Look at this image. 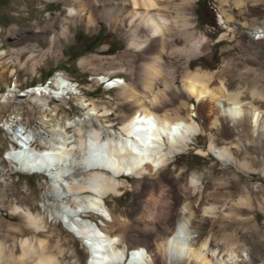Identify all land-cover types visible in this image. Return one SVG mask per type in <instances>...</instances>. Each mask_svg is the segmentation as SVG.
<instances>
[{
  "label": "rangeland",
  "instance_id": "1",
  "mask_svg": "<svg viewBox=\"0 0 264 264\" xmlns=\"http://www.w3.org/2000/svg\"><path fill=\"white\" fill-rule=\"evenodd\" d=\"M70 6L78 7L71 0H0V49L6 51L0 58V65L3 66L0 67V103H9L8 107L0 106V157H8V149L16 146L19 148L18 136H28L37 149L48 147L53 142L62 145L64 141L69 146L76 147L79 137L75 130L77 122L84 128V134L89 136L91 133L88 132L93 125L119 130L121 117L129 112V105L122 102L119 87L109 86L99 76L107 74L113 78L112 81L118 76L127 82L137 81L138 55L127 54L128 45L123 31L111 28L104 20H98L95 26L88 27L80 23L77 16L69 15ZM193 13L197 36L202 35L207 39L202 51L193 56L191 67H200L212 73L211 87L217 85L218 78H221L227 88L241 87L247 100H252L251 91L254 89L264 96V0H197ZM52 18L66 24L73 22L70 24L69 37L63 38L55 47L37 37L46 21ZM82 60L87 62L82 63ZM181 62L174 63L178 71L183 70ZM55 76L67 77L77 88L62 97L55 96L48 88L46 95L40 99L42 104L44 102L43 108L42 104L39 105L25 95L42 84L52 87ZM83 99L96 105L100 113L106 111V118L103 117V121L96 115L88 118L85 109L79 105ZM263 99L254 101L262 109ZM202 104L201 100L193 96L174 95L172 92L168 94L165 108H169L171 112L178 111L184 117L193 114L196 123H204V131L196 133L198 139L191 137L185 150L175 152L177 157L171 156L165 170L157 177L149 178L146 173L124 176L130 180L129 189L120 196L105 197V205L111 213L122 217L119 220L121 223L117 222L113 232L122 234V244L126 246V250L139 241H144L145 250H156L154 238L158 231L171 226V216L156 223L158 227L155 225L152 229L151 224L146 225L139 219L138 211L143 200H159L170 206V210L176 214V220L183 216L185 210L190 217V228L198 233L200 231L210 238L214 234L218 239L224 234H234L237 250L242 252L246 261L250 264H264V154L259 150H252L249 139L240 137L242 143L247 141L249 146L240 155L241 162L246 163L248 171L238 169L233 156L228 162L219 160L215 150L210 148L212 138L217 142L225 141L228 145L236 146L238 135L230 139L220 135L224 118L222 124L211 128L207 111L200 109ZM11 118L18 120V133L10 127ZM66 122H71L72 127L67 126L65 129ZM47 125L50 128L62 127L63 132L52 133L48 131ZM232 152L237 154V148H232ZM82 157L75 150L66 162L53 164L52 170L49 168L50 171L45 172V175L35 172V169L21 167V164L16 169L15 163H11L15 166L12 169L13 166L9 163H0V220L16 225L19 219L13 218L9 207L10 203L16 204V200L35 205L36 210L45 215L48 225L53 227L55 233L64 241H70L68 246L73 253L69 254L67 260L71 264L90 263L87 248L66 227L65 222H60L61 216L64 219H79L80 211L90 206L91 193L77 194L63 190L74 179H80L78 168L82 164ZM228 166L230 169H225ZM58 167L65 169V176L57 171ZM99 171L112 175L108 169L101 168ZM238 173L241 174V189L220 184L223 179H238ZM180 175L181 179L177 178ZM89 176L85 181L92 183L87 179ZM191 178L198 181L199 188L191 197L180 195L184 187L190 184ZM117 179L122 180L123 177ZM179 190L182 192L179 193ZM213 191H228L225 193L226 197H220L216 201L218 207L230 199L244 196L250 199V210L243 213L242 219L234 214L233 218L221 217L223 220L219 219L209 225L207 230H203L200 227L203 225V211L199 205L204 196ZM66 195L70 197L65 198ZM190 202L196 205L193 216H189L187 208ZM219 210L218 208V212ZM106 213L104 221L92 213L87 219L93 223L97 220L105 222L111 218ZM103 228L110 233L105 226Z\"/></svg>",
  "mask_w": 264,
  "mask_h": 264
},
{
  "label": "bare ground",
  "instance_id": "2",
  "mask_svg": "<svg viewBox=\"0 0 264 264\" xmlns=\"http://www.w3.org/2000/svg\"><path fill=\"white\" fill-rule=\"evenodd\" d=\"M71 1L77 3L78 7H69L70 16H77L80 23L88 27L95 26L98 20L106 21L111 28L123 31L128 45L127 54L138 55L137 81L127 82L120 76L112 81L113 78L107 74L99 76L109 86L119 87L122 102L129 105V112L121 117L119 130L93 125L88 132L91 133L89 136L84 134V128L77 122L75 130L79 137L76 147L69 146L64 141L62 145L53 142L48 147L37 149L28 136H18L19 148L16 146L14 149H8V157L1 155L0 163H9L10 166L15 163L16 169L21 164V167L35 169V172L45 175L49 168L52 170L53 164L66 162L75 150L82 154V164L78 168L80 179H74L67 189L63 183L61 185L67 192L91 193L90 206L80 211L79 219H64L61 216L60 222H65L66 227L87 248L89 264H250L242 252H238L234 234H224L218 239L214 234L210 238L200 231L198 233L190 228V217L185 210L183 216L176 220V214L170 210V206L162 204L159 200H143L138 211L139 219L146 225L151 224L152 229L158 227L156 223H161L171 216V226L158 231L154 238L157 251L145 250L144 241H139L126 250V246L122 244V234L113 232L116 224L121 223L119 220L122 217L111 213L105 205V197L120 196L129 189L130 180L124 176H140L146 173L149 178L157 177L165 170L171 156L176 158L181 149L188 147L191 137L198 139L196 133L204 131V123H196L193 114L184 117L178 111L171 112L169 108H165V100L171 92L174 95L193 96L201 100L203 104L200 109L207 111L211 128L222 124L224 118L220 135L228 139L238 135L236 146L228 145L225 141L217 142L212 138L210 148L215 150L219 160L228 162L233 156L238 169L248 171L249 168L246 163L241 162L240 155L247 151L249 146L247 141L242 143L240 137L249 139L252 150H259L264 154V109L254 103L256 99H263V94L254 89L251 91L252 100H247L241 87L227 88L221 78H218L217 85L211 87L213 74L200 67H191L193 56L202 51L207 39L196 34L193 7L197 0ZM70 24L73 22L70 21ZM70 24L59 22L56 18L49 19L38 33V40L46 41L51 47H55L63 38L69 37ZM1 44L0 41V46ZM5 54V49H0V58ZM180 60L182 71L176 70L174 65ZM85 62L87 61L82 60V63ZM51 84L52 87L42 84L25 95L41 105L40 99L46 95L48 88L58 97L70 94L77 88L73 81L63 76H55ZM43 105L44 102L42 108ZM79 105L85 109L88 118L96 115L103 121L106 116V111L100 113L98 107L88 100H80ZM0 106L5 108L9 103H0ZM11 121L10 127L18 133V120L11 118ZM71 124L66 122L65 129L67 126L72 127ZM47 127L52 133L63 132L62 127ZM234 147L237 148V154L232 152ZM101 168L108 169L112 175L100 172ZM12 169H15V166ZM93 169L98 170L88 172ZM225 169L229 170L230 166ZM57 171L61 172L62 176L66 175L63 167H58ZM87 175H90L87 179L93 184L85 181ZM181 176L177 178L181 179ZM238 176V179H223L220 184L241 189V174L238 173ZM117 177L123 179L118 180ZM197 188L198 181L191 178L190 184L184 187L180 195L191 197ZM227 192L213 191L202 199L199 206L203 211V225L200 226L203 230H207L215 221L223 220L221 217H232L234 214L242 219L243 213L250 210V199L244 196L230 199L218 207L216 201L220 197L224 198ZM67 197L70 195L65 196ZM16 201V204L9 205L13 218L19 219L16 225L0 220V264H71L70 260H67L69 254L73 253L72 248L68 246L70 241H64L55 233L53 227L48 225L45 215L36 210L35 205ZM187 208L189 216L195 215L196 205L190 202ZM106 212L111 218L105 222L97 220L93 223L87 219L92 213L104 221ZM103 226L109 229L110 233L105 231Z\"/></svg>",
  "mask_w": 264,
  "mask_h": 264
}]
</instances>
